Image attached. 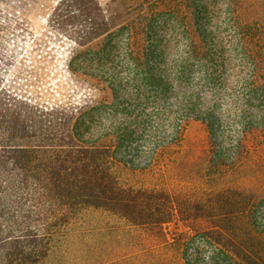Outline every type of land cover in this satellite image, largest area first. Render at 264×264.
Returning a JSON list of instances; mask_svg holds the SVG:
<instances>
[{"label": "trees", "instance_id": "obj_1", "mask_svg": "<svg viewBox=\"0 0 264 264\" xmlns=\"http://www.w3.org/2000/svg\"><path fill=\"white\" fill-rule=\"evenodd\" d=\"M173 1L176 11L186 8L191 24L178 64V72L194 81L185 85L188 96L183 106L186 116L207 124L213 142L218 129L225 133L216 88L222 86L216 72L225 67V46L216 29V10L223 0ZM225 1L233 6L232 0ZM39 16L43 25L35 32L28 20ZM117 25L100 0H0V33L6 31L22 42L15 45L20 50L12 59L0 57V264H45L90 210L117 217L130 235L142 229L159 246L175 245L187 264H264V235L255 220L258 198L252 191L225 187L191 196L121 180L116 167L130 160L121 144L137 129L116 123L114 117L108 124H95L91 110L110 105V94L118 97L117 91L129 80L138 81L151 64L145 55L129 50L131 72L111 65V48L116 45L111 35ZM227 26L242 29L247 40L244 56L258 59L253 61L255 68L264 65V48L256 49L249 25L243 27L236 13L229 11ZM133 28L123 23L117 27L126 29V44ZM62 56L67 75L88 91L80 105L52 100L42 91L41 62ZM208 84H212L210 106L199 101ZM245 84L252 88L258 83L250 78ZM249 98L246 95L245 102ZM241 113L238 145L253 129L264 131L261 123ZM181 129L182 121L171 141L180 137ZM165 139L159 137L158 146L168 143ZM225 153H211L210 163L217 170L216 159ZM172 221L182 222L191 232L169 241L165 225ZM204 224L208 226L199 228ZM111 229L125 233L122 227ZM205 247L211 252L204 254Z\"/></svg>", "mask_w": 264, "mask_h": 264}, {"label": "rangeland", "instance_id": "obj_2", "mask_svg": "<svg viewBox=\"0 0 264 264\" xmlns=\"http://www.w3.org/2000/svg\"><path fill=\"white\" fill-rule=\"evenodd\" d=\"M100 1L118 24L112 29L111 37L116 40L111 42L116 45L111 48L114 60L111 65H120L131 72L129 50L145 55L151 64L149 69L143 68L142 76L134 71L135 75H140V83L129 80L124 89L117 91L118 97L110 94V105L91 110L95 124H108V119L114 117L116 123H130L137 129L121 144V151H127L130 156L128 164L116 167L121 180L137 187L163 188L191 196L225 187L246 188L258 198L255 220L264 235L263 128L253 129L240 145L236 139L242 111L245 117L264 126V65L258 64L255 68L253 61L258 62V59L244 56L247 40L242 38V29L233 31L226 27L228 12L234 11L243 27L249 25L256 49H263L264 0H232L230 8L223 0L216 10L219 16L216 29L225 46V67L216 72L217 78L221 77L218 81L222 86L216 88L221 95L225 133L221 134L218 129L213 142L209 140L207 124L186 116L183 106L188 96L185 85L194 83L178 72L191 29L186 8L183 6L181 11H176L173 0ZM28 21L35 32L40 31L38 29L43 25L40 16ZM121 23L134 27L130 44H126L129 36L126 29H117ZM0 36V57L12 59V55L20 50H15V45L21 46L22 42L6 31ZM63 58L41 62L40 69L44 70L40 75L44 83L42 91L52 100L80 105L88 91L85 84L73 82L67 75ZM123 76L131 78L128 74ZM250 78L257 81L256 87L245 84ZM207 87L199 101L210 106L212 84ZM246 95L250 96L248 103L245 102ZM181 121V135L171 141L176 125ZM161 136L166 138L165 141L169 140L164 146H158ZM220 150L226 153L216 159L220 165L217 170V166L210 163L211 153ZM113 226L122 227L125 233L112 230ZM123 226L117 217L106 212L87 211L72 226L74 232L68 239L54 248L45 264H187L175 245L159 246L146 230L132 231L130 235L129 229ZM203 226L208 224L199 228ZM165 231L169 241H173V237L181 238V233L191 232L180 221L165 225ZM194 236L199 239V234ZM203 252H211L210 247H205Z\"/></svg>", "mask_w": 264, "mask_h": 264}]
</instances>
